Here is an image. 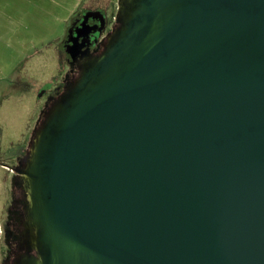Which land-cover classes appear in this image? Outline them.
<instances>
[{"label":"water","instance_id":"obj_1","mask_svg":"<svg viewBox=\"0 0 264 264\" xmlns=\"http://www.w3.org/2000/svg\"><path fill=\"white\" fill-rule=\"evenodd\" d=\"M43 109L19 264H264V0H117Z\"/></svg>","mask_w":264,"mask_h":264},{"label":"rangeland","instance_id":"obj_2","mask_svg":"<svg viewBox=\"0 0 264 264\" xmlns=\"http://www.w3.org/2000/svg\"><path fill=\"white\" fill-rule=\"evenodd\" d=\"M56 8L52 7L50 11L54 9L55 12ZM9 10L12 11V9ZM14 10L16 14L23 13L17 9ZM51 14L42 12L39 19H29L27 16L20 19L19 23L22 26L28 21L31 22V36H34L33 28L34 31L39 28L41 34L45 35V40L39 43V46L30 49L26 58L16 63L14 69L6 68L7 72L4 74L9 75L0 79V146L5 150L3 161L8 166L15 165V162L7 158V155H17L22 148L27 147L46 102L70 68L64 43L71 20L70 18L63 20L59 17L56 19ZM111 14L109 9V18ZM109 23L110 20L106 19L107 30H110ZM20 92L24 93L25 97L6 99V97H17ZM4 123L11 124L9 131ZM7 132L13 133V140L3 139V134ZM3 176L5 175L1 172L0 177L3 178ZM8 176V183H10L11 175ZM6 198L8 199L7 194Z\"/></svg>","mask_w":264,"mask_h":264},{"label":"flooded vegetation","instance_id":"obj_3","mask_svg":"<svg viewBox=\"0 0 264 264\" xmlns=\"http://www.w3.org/2000/svg\"><path fill=\"white\" fill-rule=\"evenodd\" d=\"M91 2L80 7L70 19L71 23L64 43L70 68L65 72L64 79L52 92L45 106L72 89L84 69L95 63L105 50V36L114 24L117 4H114V0H110L96 7ZM109 9L112 13L110 18ZM104 19L110 20V30H107L108 25H105ZM26 156L27 154L24 153L18 156L13 166L22 169L27 161ZM10 175L8 199L0 218V264H19L24 258L37 256L33 246L34 230L30 226L29 199L24 180L16 173Z\"/></svg>","mask_w":264,"mask_h":264},{"label":"crops","instance_id":"obj_4","mask_svg":"<svg viewBox=\"0 0 264 264\" xmlns=\"http://www.w3.org/2000/svg\"><path fill=\"white\" fill-rule=\"evenodd\" d=\"M110 0H0V79L2 77L8 76L6 73V68L14 69L23 59L26 58V54L29 53L30 49L35 48L34 46H39L38 44L45 40V35L41 34L39 28L34 31L32 34L31 22H26L22 26L19 23L21 18L27 16L29 19H39L41 13L51 14V16L59 17L63 20L71 19L74 13L82 6L88 5L90 2L94 3L96 7L99 5H104V3L109 2ZM117 4L114 0V4ZM52 7H57L55 12L54 9L50 11ZM9 9H12L10 11ZM17 9L23 13H15ZM50 11V12H49ZM59 13V15H57ZM57 15V16H56ZM17 23H19L17 25ZM37 50V49H35ZM13 71V70H12ZM25 97L24 93H21L17 97H6V99L12 98H23ZM9 104V103H8ZM9 106H11L9 104ZM8 129L12 127L11 124L4 123ZM13 133L7 132L3 134L4 140H13ZM32 135L30 137L29 144L31 142ZM12 142V141H10ZM29 144L26 148H22L17 155H7L10 160L15 161V159L24 154H27L29 149ZM5 150L0 146V173L3 172L5 176L0 177V218L4 212L7 198L6 194L9 188V174H13L12 167L8 166L5 161H3ZM1 226V221H0Z\"/></svg>","mask_w":264,"mask_h":264}]
</instances>
